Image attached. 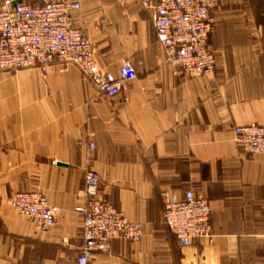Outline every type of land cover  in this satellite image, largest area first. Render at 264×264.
<instances>
[{
    "label": "crops",
    "instance_id": "1",
    "mask_svg": "<svg viewBox=\"0 0 264 264\" xmlns=\"http://www.w3.org/2000/svg\"><path fill=\"white\" fill-rule=\"evenodd\" d=\"M59 1L79 5L73 25L101 65L116 73L128 61L136 78L106 97L72 65L0 73V264H76L88 170L98 195L145 228L88 264H264V156L242 155L233 132L264 126V0L216 1V68L196 78L165 62L145 0ZM164 189L208 200L211 241L178 244L162 221ZM16 192L58 209L54 226L19 216Z\"/></svg>",
    "mask_w": 264,
    "mask_h": 264
},
{
    "label": "built area",
    "instance_id": "2",
    "mask_svg": "<svg viewBox=\"0 0 264 264\" xmlns=\"http://www.w3.org/2000/svg\"><path fill=\"white\" fill-rule=\"evenodd\" d=\"M128 2L130 0H122ZM217 0L141 1L151 14L157 43L165 62L189 78L211 77L216 57L208 45L214 20L211 11ZM78 4L51 0L29 5L15 0L0 4V73L38 70L45 73L53 65H72L80 71L99 95L115 97L136 78L128 61H122L116 73L101 65L91 38L73 25L72 12ZM239 151L245 156H264V126H238L233 130ZM92 147V145H90ZM99 175L84 174L81 217V244L76 264H88L95 254L109 252L118 240L137 243L144 236V225L130 221L124 213L98 195ZM162 221L183 248L200 240L213 238L208 200L192 189L182 193L164 189L160 192ZM16 213L35 227L48 230L54 226L58 209L37 192H16L8 199Z\"/></svg>",
    "mask_w": 264,
    "mask_h": 264
}]
</instances>
